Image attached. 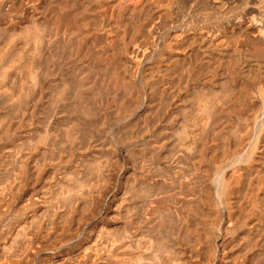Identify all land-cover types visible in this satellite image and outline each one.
I'll list each match as a JSON object with an SVG mask.
<instances>
[{
  "label": "bare ground",
  "instance_id": "obj_1",
  "mask_svg": "<svg viewBox=\"0 0 264 264\" xmlns=\"http://www.w3.org/2000/svg\"><path fill=\"white\" fill-rule=\"evenodd\" d=\"M5 5L0 264H264V0Z\"/></svg>",
  "mask_w": 264,
  "mask_h": 264
},
{
  "label": "rangeland",
  "instance_id": "obj_2",
  "mask_svg": "<svg viewBox=\"0 0 264 264\" xmlns=\"http://www.w3.org/2000/svg\"><path fill=\"white\" fill-rule=\"evenodd\" d=\"M3 11H0V13H3L4 11H6L5 9H6V5L5 6H3ZM3 18H5V19H3ZM3 18H0V20H2L1 22H0V24H2V23H4V22H6L5 20H6V18H8L6 15L5 16H3ZM67 61H69L67 58H63V60H62V62L64 63V64H66L67 63ZM76 67H78V65L76 64V65H74V69H76ZM66 251H67V249H66ZM43 257H45V256H42V258H40L41 260H40V262L42 263V264H47V261H46V259L45 258H43ZM43 259L45 260V262L43 261Z\"/></svg>",
  "mask_w": 264,
  "mask_h": 264
}]
</instances>
